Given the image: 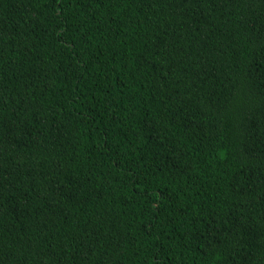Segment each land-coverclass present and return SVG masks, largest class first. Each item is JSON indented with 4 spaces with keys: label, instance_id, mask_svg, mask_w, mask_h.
Here are the masks:
<instances>
[{
    "label": "trees",
    "instance_id": "obj_1",
    "mask_svg": "<svg viewBox=\"0 0 264 264\" xmlns=\"http://www.w3.org/2000/svg\"><path fill=\"white\" fill-rule=\"evenodd\" d=\"M0 264H264V0H0Z\"/></svg>",
    "mask_w": 264,
    "mask_h": 264
}]
</instances>
